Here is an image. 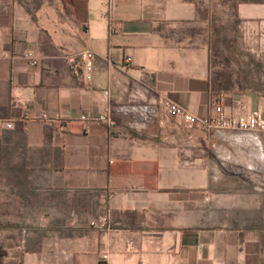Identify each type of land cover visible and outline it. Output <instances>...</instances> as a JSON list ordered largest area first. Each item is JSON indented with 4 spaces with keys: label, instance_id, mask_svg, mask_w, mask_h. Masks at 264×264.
I'll list each match as a JSON object with an SVG mask.
<instances>
[{
    "label": "crops",
    "instance_id": "crops-1",
    "mask_svg": "<svg viewBox=\"0 0 264 264\" xmlns=\"http://www.w3.org/2000/svg\"><path fill=\"white\" fill-rule=\"evenodd\" d=\"M110 2L0 0V264H264V160L161 109L218 98L199 9L261 43L264 0ZM219 98L264 117L255 94Z\"/></svg>",
    "mask_w": 264,
    "mask_h": 264
},
{
    "label": "rangeland",
    "instance_id": "rangeland-1",
    "mask_svg": "<svg viewBox=\"0 0 264 264\" xmlns=\"http://www.w3.org/2000/svg\"><path fill=\"white\" fill-rule=\"evenodd\" d=\"M230 10L199 9L204 21L201 36L208 51L211 90L218 97L255 94L264 101V41L259 43L244 36L240 32L241 22L232 17ZM238 136L239 140L234 141L245 144L250 159L264 160V135L240 133ZM201 142L209 141L203 136ZM255 170L262 171L263 168Z\"/></svg>",
    "mask_w": 264,
    "mask_h": 264
},
{
    "label": "built area",
    "instance_id": "built-area-1",
    "mask_svg": "<svg viewBox=\"0 0 264 264\" xmlns=\"http://www.w3.org/2000/svg\"><path fill=\"white\" fill-rule=\"evenodd\" d=\"M111 10V2L107 0V11ZM109 17V14H108ZM110 31V27L108 28ZM27 59L30 65H36L37 60L32 57L30 53L22 55ZM79 61L82 64L83 69L87 73L85 78L89 79L88 72L91 69V61L93 55L90 51H84L79 55ZM67 64L73 62L72 59H67ZM161 109L165 115L171 118H176L182 122L186 127H197L202 131H235L239 133H256L264 135V117L256 112L243 115H233L231 109L223 107L221 104V98H216L214 104L209 109V112L204 117H196L189 112L185 111L180 106L171 103L169 101H163L161 103ZM81 121L85 120V117H80ZM92 123H108V120L104 117H96L90 119ZM11 124L6 123L5 128H10ZM101 222H104L103 219ZM90 226H95L94 222L89 223ZM107 255L101 253L99 255V261L97 264H106Z\"/></svg>",
    "mask_w": 264,
    "mask_h": 264
}]
</instances>
